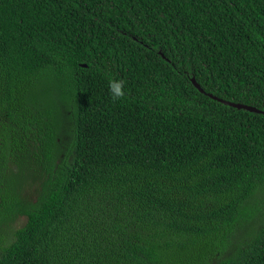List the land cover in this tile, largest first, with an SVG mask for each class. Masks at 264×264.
Here are the masks:
<instances>
[{"label": "trees", "instance_id": "16d2710c", "mask_svg": "<svg viewBox=\"0 0 264 264\" xmlns=\"http://www.w3.org/2000/svg\"><path fill=\"white\" fill-rule=\"evenodd\" d=\"M206 92L264 111V0H0V264H264V113Z\"/></svg>", "mask_w": 264, "mask_h": 264}, {"label": "water", "instance_id": "95a60500", "mask_svg": "<svg viewBox=\"0 0 264 264\" xmlns=\"http://www.w3.org/2000/svg\"><path fill=\"white\" fill-rule=\"evenodd\" d=\"M191 80L192 82L194 83V85L196 87L199 88V90L201 92H205L204 88L197 82L195 76H192L191 77ZM207 93V92H206ZM208 95H210L211 97L215 98V99H218L220 101H222L223 103L225 104H228V105H231V106H234V107H237V108H244L246 110H250V111H255V112H262L264 113L263 110H261L260 108L254 106V105H249V104H246V103H242V102H235V101H231V100H227V99H223L221 97H218L212 93H207Z\"/></svg>", "mask_w": 264, "mask_h": 264}, {"label": "clouds", "instance_id": "9594fccd", "mask_svg": "<svg viewBox=\"0 0 264 264\" xmlns=\"http://www.w3.org/2000/svg\"><path fill=\"white\" fill-rule=\"evenodd\" d=\"M108 91L113 100L120 99L125 94V82L120 78L109 79Z\"/></svg>", "mask_w": 264, "mask_h": 264}, {"label": "rangeland", "instance_id": "374dc122", "mask_svg": "<svg viewBox=\"0 0 264 264\" xmlns=\"http://www.w3.org/2000/svg\"><path fill=\"white\" fill-rule=\"evenodd\" d=\"M253 208V206H250V209L249 210H251Z\"/></svg>", "mask_w": 264, "mask_h": 264}]
</instances>
